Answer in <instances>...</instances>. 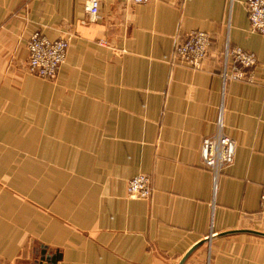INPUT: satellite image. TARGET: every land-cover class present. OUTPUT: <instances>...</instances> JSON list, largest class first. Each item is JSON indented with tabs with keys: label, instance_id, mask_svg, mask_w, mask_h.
I'll use <instances>...</instances> for the list:
<instances>
[{
	"label": "crops",
	"instance_id": "crops-1",
	"mask_svg": "<svg viewBox=\"0 0 264 264\" xmlns=\"http://www.w3.org/2000/svg\"><path fill=\"white\" fill-rule=\"evenodd\" d=\"M86 1L0 0L2 264H179L202 241L184 264H264V37L247 0H101L96 20ZM192 30L212 38L199 69L171 62ZM36 31L70 35L54 80L27 69ZM227 40L257 64L227 86L236 152L214 191L201 145ZM137 174L149 200L127 194Z\"/></svg>",
	"mask_w": 264,
	"mask_h": 264
},
{
	"label": "built area",
	"instance_id": "built-area-1",
	"mask_svg": "<svg viewBox=\"0 0 264 264\" xmlns=\"http://www.w3.org/2000/svg\"><path fill=\"white\" fill-rule=\"evenodd\" d=\"M135 4L150 0H129ZM101 0H87L86 12L90 20L100 17ZM249 24L252 31L264 37V0H247ZM66 37L50 39L40 31L33 32L28 42V69L33 75L54 80L66 60L69 42ZM212 46L208 32L192 30L182 41L174 44L171 62L201 68ZM257 64L256 55L240 46L232 45L228 40L222 57V102L216 120V130L202 140L201 158L203 166L211 172L214 191L224 170L235 160L236 143L225 131L224 99L226 89L231 81H254L253 70ZM130 198L149 200L153 194L152 179L148 174H137L127 183ZM261 208L264 216V191L261 196ZM213 234L207 238L211 239ZM3 260L0 256V264Z\"/></svg>",
	"mask_w": 264,
	"mask_h": 264
},
{
	"label": "water",
	"instance_id": "water-1",
	"mask_svg": "<svg viewBox=\"0 0 264 264\" xmlns=\"http://www.w3.org/2000/svg\"><path fill=\"white\" fill-rule=\"evenodd\" d=\"M253 234H257V235H262V236H264V232H258V231H251ZM230 233V232H229ZM225 234H228V233H225ZM223 235V234H222ZM209 240V238H206L205 240H204V242H206V241H208ZM202 243H203V241H202ZM201 242H200V244L198 243V244H196L195 246H193L185 255H184V257L182 258V260L179 262V264H184L185 263V261L187 260V258L195 251V249L198 247V246H200L201 244H202Z\"/></svg>",
	"mask_w": 264,
	"mask_h": 264
},
{
	"label": "rangeland",
	"instance_id": "rangeland-1",
	"mask_svg": "<svg viewBox=\"0 0 264 264\" xmlns=\"http://www.w3.org/2000/svg\"><path fill=\"white\" fill-rule=\"evenodd\" d=\"M70 36V35H69ZM69 36H66V38H68L67 40H68V42H69ZM69 46H70V43H69ZM27 49H28V47H27ZM28 58H29V56H28ZM27 69H28V62H27ZM28 71H29V69H28ZM30 74H32L31 72H30ZM33 75V74H32ZM34 76H36V75H34ZM53 80V79H52ZM132 178V177H131ZM128 183V182H127ZM127 194H128V189H127ZM208 240V239H207ZM210 240V239H209ZM208 240V241H209Z\"/></svg>",
	"mask_w": 264,
	"mask_h": 264
}]
</instances>
